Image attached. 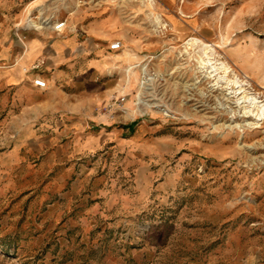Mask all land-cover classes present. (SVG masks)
Wrapping results in <instances>:
<instances>
[{
	"label": "rangeland",
	"instance_id": "374dc122",
	"mask_svg": "<svg viewBox=\"0 0 264 264\" xmlns=\"http://www.w3.org/2000/svg\"><path fill=\"white\" fill-rule=\"evenodd\" d=\"M0 13L19 49L29 17L67 28L25 43L78 42L43 70L53 87L0 84V264H264V121L244 125L235 85L185 47L211 45L264 100V0H1Z\"/></svg>",
	"mask_w": 264,
	"mask_h": 264
},
{
	"label": "crops",
	"instance_id": "0c3cea01",
	"mask_svg": "<svg viewBox=\"0 0 264 264\" xmlns=\"http://www.w3.org/2000/svg\"><path fill=\"white\" fill-rule=\"evenodd\" d=\"M0 14V84L5 87H14L19 95H24L26 92L31 94L35 92L41 93L42 89L34 86L32 83L33 74L28 73L26 70L35 61L41 58L47 59L45 69L53 68L54 59H56V61H63L66 57V52L77 48L78 42L76 35L57 38L53 40L51 46L49 47L42 38H39L35 35V33H33L27 43L23 41L25 47L20 42L21 48L19 49L18 46H13L9 43V41H7L10 30H12L11 21L3 13ZM90 29V33L94 37L102 38L108 35L106 30H98L94 27ZM82 31L89 33L85 28L82 29ZM62 34L63 33H59V35ZM26 49L29 51L26 52ZM50 50H54L56 54L54 55V58L51 56ZM126 53L120 54V59L130 60L132 58L131 53ZM42 76L46 79L47 85L50 88L57 82V80H54V76H45L43 71Z\"/></svg>",
	"mask_w": 264,
	"mask_h": 264
},
{
	"label": "bare ground",
	"instance_id": "6f19581e",
	"mask_svg": "<svg viewBox=\"0 0 264 264\" xmlns=\"http://www.w3.org/2000/svg\"><path fill=\"white\" fill-rule=\"evenodd\" d=\"M150 3H153V0H150ZM32 19V18H31ZM30 20V18L28 19ZM42 25L43 21L41 20ZM35 26L40 25L36 24V22H32ZM201 45V49L203 50V54L199 57L198 61L201 67L204 69V73L207 78H213V80H223L227 85H235L233 87H227L229 90L225 95L235 97V107H239L243 109L242 117H247L251 120L245 119L246 122L244 125H251L255 122L264 121V100H259V97L256 95H251L250 92L248 95L245 93L246 89L243 86L246 84L243 82L235 71L231 68L227 61H218V59L214 60V51L211 45L197 39L190 38L186 42V48H192L195 45ZM231 73V77L230 76ZM250 83V82H248ZM218 84V81L217 83ZM250 85V84H249ZM247 88V87H246ZM248 89V88H247ZM243 93V94H242ZM242 94L241 96H239ZM234 107V108H235ZM236 111V109L234 110ZM239 114V112H238ZM252 126V125H251ZM250 126V127H251Z\"/></svg>",
	"mask_w": 264,
	"mask_h": 264
},
{
	"label": "built area",
	"instance_id": "2783aa9c",
	"mask_svg": "<svg viewBox=\"0 0 264 264\" xmlns=\"http://www.w3.org/2000/svg\"><path fill=\"white\" fill-rule=\"evenodd\" d=\"M30 19L33 17H29ZM40 20V19H39ZM37 20V21H39ZM43 21V25H40L39 27H35L33 25H31L29 23V20L26 22L27 25L25 24L24 27L17 25L15 27V35L17 36V38L21 41V43L24 46V40L26 39V35H24V31L27 29H33V30H38V29H46V30H50L53 31L57 34L59 33H63L64 30L67 28V19H61V20H56L53 21L50 18H44L41 19ZM25 47V46H24ZM122 48V43L120 40H115L114 42L109 44V49L110 50H120ZM47 65V59L46 58H41L38 59L37 61H35L26 71H34L32 72L33 74V79H32V83L34 86L38 87V88H46L47 87V82L46 79L42 76V71L45 69ZM145 77V76H144ZM150 80V77H145L144 80L141 81V84L144 86L148 85V82ZM125 95H121L118 99L117 102L119 104H123L125 101ZM125 109V108H123Z\"/></svg>",
	"mask_w": 264,
	"mask_h": 264
}]
</instances>
